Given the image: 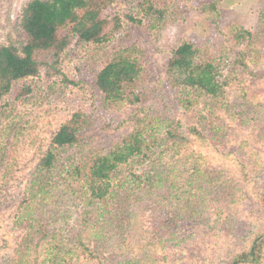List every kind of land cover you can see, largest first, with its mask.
<instances>
[{
  "label": "rangeland",
  "instance_id": "obj_1",
  "mask_svg": "<svg viewBox=\"0 0 264 264\" xmlns=\"http://www.w3.org/2000/svg\"><path fill=\"white\" fill-rule=\"evenodd\" d=\"M29 1L0 0V44L20 47L25 42L20 19ZM130 3L119 0L111 15L118 12L127 18L132 12ZM167 15L164 25L157 28L135 25L125 42L137 45L141 51L138 55L145 72L139 87L146 95L145 105L175 117L189 138L180 147L182 150H169L161 159L167 176L181 188L188 177L190 164L180 156L197 155L194 149L199 144L187 134L192 125H197L213 145L210 150L200 149L211 158L201 159L208 170L199 179L203 188H196L199 192L192 198L198 213L196 220H187L181 191L169 189L166 183L157 188V197L151 200L130 181L131 190L125 191L129 217L124 222L110 220L100 208H85L91 226L84 231V238L107 264H227L254 234L264 231V211L255 195L264 187V0H174ZM232 26L252 32L253 38L236 42L228 33ZM68 32L69 27H64L59 33L64 36ZM184 41L223 59L222 71L229 79L223 101L200 98L190 110L172 101L170 87L165 83L167 66L173 49ZM241 49L251 54L249 66L258 76L236 65ZM84 50L87 48L73 37L63 52V73L55 76L56 83L50 81L54 77L49 79L41 72L36 78L15 83L13 91L0 101V264L11 255L19 233L14 228V218L24 198L23 189L47 150L53 131L65 118L62 115L85 109L90 115L86 143L100 149H109L134 124L133 119L124 124L123 120L137 105L124 101L106 108L90 96L95 87L93 74L109 57V50H95L90 61L82 64L80 52ZM65 75L81 80L84 88L62 81ZM25 84L32 85L33 92L18 96ZM97 97L101 99L99 94ZM228 152L233 153L231 162L222 155ZM68 155L67 151L62 156ZM209 159L211 167L205 162ZM237 163L247 166V170ZM209 168L218 176L215 186H209L207 172L213 171ZM70 181L77 188L79 182ZM53 194L34 215L68 226L76 224L84 211L83 196L66 185L55 188ZM170 217H176L175 222L171 221V233L175 232L178 239L161 230L164 220ZM24 221L27 224L26 218ZM73 264L98 263L80 257Z\"/></svg>",
  "mask_w": 264,
  "mask_h": 264
},
{
  "label": "trees",
  "instance_id": "obj_2",
  "mask_svg": "<svg viewBox=\"0 0 264 264\" xmlns=\"http://www.w3.org/2000/svg\"><path fill=\"white\" fill-rule=\"evenodd\" d=\"M118 1L31 0L24 7L20 19L25 42L20 47L0 44V101L13 91L15 83L36 78L41 72L49 79L54 77L50 81L56 83L55 76L63 73V52L74 37L81 47L87 48L80 52L82 64L90 61V55L95 50H109V57L93 74L95 87L90 96H95L106 108L118 106L124 101L137 105L134 112L123 120L124 124L133 119L134 124L118 136L109 149L91 147L86 143L90 115L85 109L62 115L65 118L53 131L47 150L23 189L24 198L19 202L14 218V228L19 233L11 255L2 264H73L74 259L80 257L107 264L84 238V231L91 226V219L87 218L89 212L85 208H100L110 220L117 224L124 222V218L129 217L125 191L131 190L130 181L151 200L155 198L157 188L164 183L169 189L176 188L183 195L186 219L196 220L198 210L192 198L195 199L199 192L196 188H203L199 179L208 170L204 169L201 159L211 158L210 154L204 155L200 149L210 150L213 145L197 125H192L187 134L199 144L194 149L197 155L194 157L193 153H185L186 157L180 156L190 164L188 177L181 188L167 176L161 159L169 150H182L180 147L189 142V138L180 130L181 123L175 117L145 105L146 95L139 87L145 72L138 55L141 51L137 45H126L125 42L135 25L149 28L164 25L167 9L174 0H167L165 5L162 0H124L131 2L132 6L127 18L121 17L118 12L111 15ZM64 27H69V32L61 36L59 32ZM228 33L238 43L253 38L252 32L237 26L230 27ZM240 51L236 65L246 73L258 76L249 66L251 54L247 49ZM172 52L165 83L170 87L172 101L179 108L190 110L200 98L214 103L226 98L229 79L222 71V58L208 55L203 48L189 41L180 43ZM62 81L78 87L83 85L81 80L68 79L66 75ZM30 92H33L32 85L25 84L18 96ZM67 151L69 155L62 156ZM230 154L233 153L222 155L231 162ZM209 161L211 159L205 161L207 166H210ZM237 165L247 170L244 164ZM213 172H207L209 186H215L218 179ZM71 179L79 182L77 188ZM60 185L73 186L74 193L84 198L80 203L84 208L82 214L86 217L82 218L81 214L72 226L55 223L54 220L45 221L42 216L34 215V211L54 197L53 190ZM183 191L188 195L185 196ZM255 195L264 211V187ZM161 197L168 198L166 195ZM25 218L27 224H24ZM175 219L164 220L161 230L178 239L175 232L171 233V221L175 222ZM227 264H264V231L254 234L249 244L231 256Z\"/></svg>",
  "mask_w": 264,
  "mask_h": 264
}]
</instances>
